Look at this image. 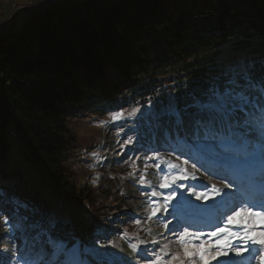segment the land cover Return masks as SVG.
I'll return each mask as SVG.
<instances>
[{
	"label": "trees",
	"instance_id": "trees-1",
	"mask_svg": "<svg viewBox=\"0 0 264 264\" xmlns=\"http://www.w3.org/2000/svg\"><path fill=\"white\" fill-rule=\"evenodd\" d=\"M19 27L0 36V181L16 174L4 169L11 126L51 184L61 187L69 202L88 210L84 226L63 224L47 207H31L36 199L31 197L25 203L32 210L31 220L54 225L53 234L70 244L100 247L115 242L110 254L118 252L119 264H135L124 231L138 227L134 219L144 220L147 197L133 177L116 184L106 169L105 187L85 185L81 191L75 171L68 169L81 148L76 124L145 108L150 102L163 107L173 97L183 104L187 93L207 88L225 69V52L239 56L233 64L255 62L259 68L264 61V0H57L29 12ZM137 122L139 128L132 130L145 134L138 136L135 149L130 147V164L137 156L136 165L144 164L146 155L168 144L174 154L189 155L194 141L190 127L178 134L174 125L153 128L142 118ZM110 131L106 145L113 139ZM109 146L101 155L105 160L116 154ZM126 158L124 153L106 161L115 166L120 161L116 173L125 175L133 172L126 169ZM82 171L84 177L91 176V169ZM8 196L6 202L0 199L2 209L16 206L11 192ZM13 214L12 221L19 224L13 240L23 252L33 233L23 227L20 214ZM4 241L14 243L0 238V249Z\"/></svg>",
	"mask_w": 264,
	"mask_h": 264
},
{
	"label": "snow or ice",
	"instance_id": "snow-or-ice-1",
	"mask_svg": "<svg viewBox=\"0 0 264 264\" xmlns=\"http://www.w3.org/2000/svg\"><path fill=\"white\" fill-rule=\"evenodd\" d=\"M148 108L146 123L149 127L158 128L170 124L175 126L178 134L190 127L194 139L202 142L205 149L216 156L237 157L236 164L242 170L250 169L257 159L264 165V61L260 62L259 68L255 62L240 61L229 65L207 88L200 92L187 93L183 104L173 97L163 107H157L150 102ZM138 113L143 115L140 108H133L127 118L135 120ZM121 118H124L123 112L112 116L114 121ZM131 143L132 138L129 137L125 145ZM138 159L139 156L130 165L133 169L137 168L135 160ZM176 159L179 160L180 157L177 156ZM147 161L158 162L149 164ZM187 163V160L183 161V164ZM162 164H167L168 169L177 171L169 173L162 168ZM148 168L157 170L159 183L156 187L165 190L166 194L152 188L151 182L147 180ZM129 176L134 178V182L141 189H151L141 191V195L147 197L146 215L143 221L137 218L134 223L138 226L142 223L162 224V227L175 237L162 246H159L155 238L151 241L137 240L129 243L127 247L133 253L135 264H141V260L145 264H210L212 261H218V264H249L253 259H259L260 264H264V170L259 178L255 173L248 172L245 198L226 215L222 226L217 225L214 230L208 232L190 231L188 226L169 228L171 219L163 222L156 219L160 214L167 215L169 206H172L173 218H177L182 206L189 210L198 209L199 206L192 205L190 200H177V193L183 195L182 189L185 187L178 181L189 178L196 180L194 174L189 176L185 168L165 160L160 152L156 151L145 156L143 172L137 175V172L133 171ZM187 187L189 195H194L196 200L207 202L221 196V203L227 207L234 195L231 189L236 188V184L225 183L223 187L229 189L228 192L217 188L215 184L211 188L204 185L207 190L201 192L195 191V185ZM169 189L171 190L168 191ZM224 197L228 199H223ZM0 199L8 197L0 193ZM173 201L177 203L173 205ZM13 211L20 214L23 227L31 230L33 235L23 252L18 250L15 244L11 249H0V253H8L7 256L0 255V264H108L103 259L106 254L100 253L96 247L82 242L70 244L53 234L54 225L32 221V210L26 204L16 202ZM12 219V216L0 210V227L7 226L6 233L8 228L12 227ZM147 232L151 234V227ZM128 236L129 233L125 229L124 237ZM4 238L7 239L8 236L5 235ZM148 243L157 245L158 250L157 247H147ZM170 243L177 244L181 251H168ZM110 246L116 247L115 242H111ZM250 248L251 255L244 257V253ZM120 250L123 251L122 248ZM238 257L244 258L236 259Z\"/></svg>",
	"mask_w": 264,
	"mask_h": 264
},
{
	"label": "rangeland",
	"instance_id": "rangeland-1",
	"mask_svg": "<svg viewBox=\"0 0 264 264\" xmlns=\"http://www.w3.org/2000/svg\"><path fill=\"white\" fill-rule=\"evenodd\" d=\"M50 1L51 0H4L0 4V23L7 24L10 22L12 17H15L13 18V21H16V26L19 27L29 12H32L38 7L42 9L43 5L47 3L49 4ZM224 54L226 55V58L221 61V66L224 68L232 65L234 61L239 58L235 52H225ZM131 111L132 110L130 109L122 110L105 115L102 118L81 119L77 122L76 133L80 138L81 148L77 154L78 159L76 158L77 160L75 159L73 165L68 169L71 172L75 171L78 183L81 186V191L86 189L85 185L91 189L105 187L107 180L106 177L103 176L104 169L107 170V176L111 181L115 182L116 184H122L123 178L129 175V173H126L125 175L116 173L120 168L121 163L120 161H117L118 164L115 166V163L106 161L111 157L116 158L117 156H121L125 153L127 154V158L123 163L127 166L126 169L128 171H134L138 169L137 175L144 171V164L142 162H140L139 165H136V169H133L130 166L133 161L130 164L132 156L129 149L130 147L135 149L137 144L134 143L138 140V136L145 134L140 130L133 131L132 129H136L137 127L139 128V126L136 125L138 123L137 121H139V118H142L146 123L147 116L149 115V108H141V113H143V115L138 113L137 119L135 120L127 118L128 113ZM120 112L124 113V118L114 121L112 116ZM142 127H144V125ZM107 129H111L112 131H110V133H113V139L110 141V143L107 142L108 145L105 143V136L106 134L108 135V132H106ZM7 130L14 131L17 137H8V162L4 166V169L8 172H15L16 174L11 176L10 180L0 181V193L6 194L9 199L10 197L8 196V193L11 192V200L13 201L12 204H16V202L25 204L26 200L30 199L31 197H35V201L31 202V207L35 208L36 210H41L42 208L47 207L52 214L57 215L61 219L63 224L71 223L72 225L78 224V227L84 226L88 218L87 208H85L84 205L76 206V204L74 205L73 203L69 202L64 192L61 190V187H54L51 184L49 177H47L42 172L41 167L29 157L28 152L20 140L19 131L11 126L7 127ZM132 133L135 134L132 135ZM129 137L132 138V143L125 145V141L128 140ZM109 145H111L110 150H113L116 152V154L110 155L109 150L108 153L110 156H107L105 160L104 156L101 155L103 151L108 149L107 147ZM122 145L125 146L122 147ZM172 147H174L172 144L165 145V149L161 150L160 152L161 156L165 160H170L171 162L178 164L180 168H185L189 173V176L194 174L197 177L196 180L189 178L184 181H178V183L185 185V187L182 189L183 195H181L180 192L177 193V200H190L192 205L199 207L198 209L193 208L189 210L188 208L182 206L177 218H173V209L172 206H169V213L167 215L160 214L156 218L162 222L171 219L169 228H182L183 226H188L190 231L203 230L208 232L214 230L217 225L222 226L226 219V215L229 214L230 211L239 205L245 198L244 193L247 191L248 172L251 171L255 173L257 178H259L261 171L264 170V165L261 164L259 159L252 163L250 169L242 170L236 164V159H238L237 157H233L232 155L216 156L213 154V152L205 149L202 142H198L195 139L189 144L191 153L189 154L188 158L181 155L179 156L180 159L177 160L176 157L178 155L174 154ZM93 153L96 155H93ZM184 160L188 161L186 165L183 164ZM154 162L158 161H147L149 164ZM193 165H195V167H193ZM161 166L169 173L177 171L175 169H168L167 164H162ZM84 168L91 169V176H83L82 169ZM147 180L151 182L152 188H156L157 191L165 192L166 194L165 190L156 187L159 183V175L157 174V170L155 168L147 169ZM12 182H14L15 185L11 186L10 183ZM229 182L236 184V188L231 189L234 195L231 197V201L227 207H224L221 203V196H217L214 200H209L207 202L203 200H196L194 195H189V190L187 187L188 185H195V191L201 192L206 191L207 188H211V186L215 184L217 188L222 189L224 192H228L229 189H224L223 186L225 183ZM204 185H207V188L203 187ZM237 189H240V191H237ZM143 190L150 191L151 189ZM170 190L171 189L168 191ZM82 194L84 195V192H82ZM8 199H2V202H6ZM223 199L228 198L224 197ZM176 203V201H173V205ZM1 205L2 203L0 202V210L9 214L10 216L14 215L13 209H2ZM6 227L7 226L0 227V238L3 239L5 235H7L8 238L6 239V243L14 242L13 244H15L17 247V243L13 240V238L18 234L15 232V228L19 229L17 220L16 222L12 221V227L8 228L7 233L5 232ZM257 227L259 228L260 226L257 225ZM147 229V224L144 226L139 225L136 229L129 231V236L124 239H128L130 243H134L137 242V240H146L145 236L149 235V237L152 239H159V246L169 243V241L175 239V237L172 236L169 231L162 227V224H156L155 227L151 228V234H148ZM160 231H163L164 235H166V237H171V239L165 240V237L161 235ZM237 243H240V241H237ZM1 244H3V249H11L13 245L5 244V241ZM110 244L111 242H109L108 246L106 247H96L95 245L91 247H96L100 253L106 254L103 256V259L106 260L108 264H112L113 262H117L119 264L118 261H121L119 258L120 256H118V252L110 254L111 250L113 249ZM155 247H157L158 250V246L155 245ZM168 251L176 252L181 250L177 244L170 243ZM250 255L251 248L248 252L244 253V257H248ZM244 257H238L236 259H243ZM210 264H218V261H212ZM249 264H260V261L259 259H253L249 262Z\"/></svg>",
	"mask_w": 264,
	"mask_h": 264
},
{
	"label": "built area",
	"instance_id": "built-area-1",
	"mask_svg": "<svg viewBox=\"0 0 264 264\" xmlns=\"http://www.w3.org/2000/svg\"><path fill=\"white\" fill-rule=\"evenodd\" d=\"M13 18H15V17H12L10 19V22L7 23V24H0V35L6 34V30H11V29H15L16 28V26H15V22L16 21H13Z\"/></svg>",
	"mask_w": 264,
	"mask_h": 264
},
{
	"label": "bare ground",
	"instance_id": "bare-ground-1",
	"mask_svg": "<svg viewBox=\"0 0 264 264\" xmlns=\"http://www.w3.org/2000/svg\"><path fill=\"white\" fill-rule=\"evenodd\" d=\"M54 2H55V0H51V1L49 2V4H48V3L45 4L44 7H45L46 5H50V4L54 3ZM0 24H2V23H0ZM17 29H20V27H16L15 29H11V30H6V33H7L8 31H9L8 33H13V32L16 33V30H17ZM8 33H7V34H8Z\"/></svg>",
	"mask_w": 264,
	"mask_h": 264
}]
</instances>
